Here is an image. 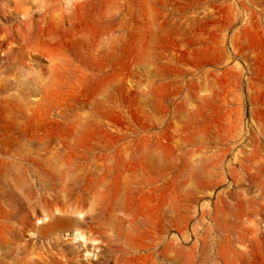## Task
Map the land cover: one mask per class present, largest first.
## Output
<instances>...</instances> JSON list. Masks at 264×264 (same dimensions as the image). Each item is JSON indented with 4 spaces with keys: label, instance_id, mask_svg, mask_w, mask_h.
<instances>
[{
    "label": "rangeland",
    "instance_id": "rangeland-1",
    "mask_svg": "<svg viewBox=\"0 0 264 264\" xmlns=\"http://www.w3.org/2000/svg\"><path fill=\"white\" fill-rule=\"evenodd\" d=\"M49 145L185 252L235 222L263 236L264 0H0V159ZM157 171L158 190L126 188ZM31 214L6 230L8 264L95 263Z\"/></svg>",
    "mask_w": 264,
    "mask_h": 264
},
{
    "label": "bare ground",
    "instance_id": "bare-ground-1",
    "mask_svg": "<svg viewBox=\"0 0 264 264\" xmlns=\"http://www.w3.org/2000/svg\"><path fill=\"white\" fill-rule=\"evenodd\" d=\"M26 152L8 154L0 159V264H8L11 252L6 230L10 235L16 234V222L27 217L29 212L36 215V219L48 220L45 227L52 236L69 235L70 241L90 242L99 249L94 264H252L249 247L264 250V235H259L255 225L241 221L232 224L239 230L236 237L201 238L204 245L214 246L212 252L206 249L200 252L196 248L185 252L184 240L154 231L144 210L135 211L123 197L113 198L108 191L95 189L88 179L92 171L89 162L63 157L59 146L49 145ZM148 163L154 170L158 169V159L148 160ZM104 165L109 169L106 163ZM160 180L158 171L154 176L143 173L135 182L131 175L125 176L126 188L135 183L139 192L158 190ZM156 223H161L160 209L156 213ZM58 264L80 262L65 257Z\"/></svg>",
    "mask_w": 264,
    "mask_h": 264
}]
</instances>
